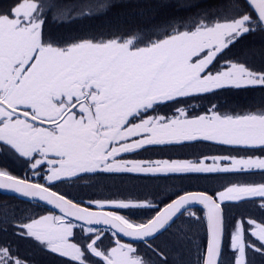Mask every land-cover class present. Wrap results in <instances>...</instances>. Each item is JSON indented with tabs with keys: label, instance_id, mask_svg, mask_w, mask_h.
I'll list each match as a JSON object with an SVG mask.
<instances>
[{
	"label": "snow or ice",
	"instance_id": "snow-or-ice-1",
	"mask_svg": "<svg viewBox=\"0 0 264 264\" xmlns=\"http://www.w3.org/2000/svg\"><path fill=\"white\" fill-rule=\"evenodd\" d=\"M0 195V264H264V0H0Z\"/></svg>",
	"mask_w": 264,
	"mask_h": 264
},
{
	"label": "trees",
	"instance_id": "trees-1",
	"mask_svg": "<svg viewBox=\"0 0 264 264\" xmlns=\"http://www.w3.org/2000/svg\"><path fill=\"white\" fill-rule=\"evenodd\" d=\"M124 9L121 8H115L113 9L112 13L110 14V17H104L98 20H95L92 22L94 27L92 28L93 32H107V22L110 18H115L117 16L120 17L121 20H123L124 17ZM85 191L89 195H94L96 197H102V196H124L128 194H134L142 191V186L138 181L125 179L123 181L116 180V181H103L100 183H97L94 188L91 189H85ZM8 200L9 202H15L10 196L0 195V201ZM142 218V217H141ZM167 234L164 237H161V240H166ZM21 252L24 255H32V253L29 251L28 247L25 245L21 248ZM41 254H35L33 255V259L36 261V264H48V258L41 255Z\"/></svg>",
	"mask_w": 264,
	"mask_h": 264
},
{
	"label": "flooded vegetation",
	"instance_id": "flooded-vegetation-1",
	"mask_svg": "<svg viewBox=\"0 0 264 264\" xmlns=\"http://www.w3.org/2000/svg\"><path fill=\"white\" fill-rule=\"evenodd\" d=\"M41 256V255H40ZM41 264V263H40Z\"/></svg>",
	"mask_w": 264,
	"mask_h": 264
}]
</instances>
